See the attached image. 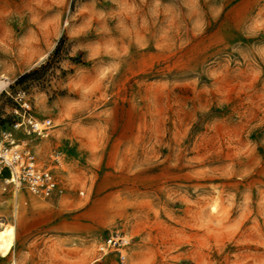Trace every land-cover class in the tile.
<instances>
[{
	"label": "rangeland",
	"instance_id": "rangeland-1",
	"mask_svg": "<svg viewBox=\"0 0 264 264\" xmlns=\"http://www.w3.org/2000/svg\"><path fill=\"white\" fill-rule=\"evenodd\" d=\"M0 76L63 186L0 189V264H264V0H0Z\"/></svg>",
	"mask_w": 264,
	"mask_h": 264
},
{
	"label": "built area",
	"instance_id": "built-area-1",
	"mask_svg": "<svg viewBox=\"0 0 264 264\" xmlns=\"http://www.w3.org/2000/svg\"><path fill=\"white\" fill-rule=\"evenodd\" d=\"M12 80L0 76V95L9 94ZM24 91L17 88L13 95L11 107L12 121L7 128L0 131V189L23 188L40 198H52L61 195L63 186L50 169L38 164L28 143V137H40L46 134L51 126L49 117H35L24 98ZM20 134V135H19ZM81 192V191H79ZM122 239L110 235L105 240V247L118 251Z\"/></svg>",
	"mask_w": 264,
	"mask_h": 264
},
{
	"label": "crops",
	"instance_id": "crops-1",
	"mask_svg": "<svg viewBox=\"0 0 264 264\" xmlns=\"http://www.w3.org/2000/svg\"><path fill=\"white\" fill-rule=\"evenodd\" d=\"M120 259L118 253L115 252H106L102 256L94 259L89 264H120Z\"/></svg>",
	"mask_w": 264,
	"mask_h": 264
},
{
	"label": "trees",
	"instance_id": "trees-1",
	"mask_svg": "<svg viewBox=\"0 0 264 264\" xmlns=\"http://www.w3.org/2000/svg\"><path fill=\"white\" fill-rule=\"evenodd\" d=\"M57 52H58V47H56L52 53V58H56V55H57ZM47 64V63H46ZM46 65H43L41 64L39 66V68H44ZM38 69H33L29 72H26V73H23L21 74L19 77H18V82H24L25 80H27L28 78L31 77V75L35 72H37Z\"/></svg>",
	"mask_w": 264,
	"mask_h": 264
},
{
	"label": "bare ground",
	"instance_id": "bare-ground-1",
	"mask_svg": "<svg viewBox=\"0 0 264 264\" xmlns=\"http://www.w3.org/2000/svg\"><path fill=\"white\" fill-rule=\"evenodd\" d=\"M0 230H2V227L0 228ZM122 246H120V247H117L116 249H119L120 250V248H121ZM106 248H108V247H105V246H101L99 249H101V251L103 252V254L104 253H106Z\"/></svg>",
	"mask_w": 264,
	"mask_h": 264
}]
</instances>
